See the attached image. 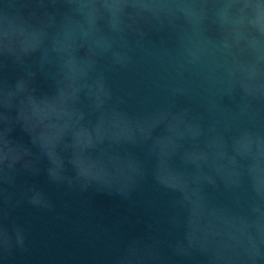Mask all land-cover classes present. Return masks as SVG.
<instances>
[{"label":"water","instance_id":"95a60500","mask_svg":"<svg viewBox=\"0 0 264 264\" xmlns=\"http://www.w3.org/2000/svg\"><path fill=\"white\" fill-rule=\"evenodd\" d=\"M214 8L207 41L221 35ZM69 17L65 0H0V33L34 32L45 47ZM129 25L133 62L102 58L111 100L101 113L84 96L81 121L58 97L55 54L26 66L0 57V89L35 73L29 107L8 112L9 134L0 124V187L14 194L0 264H264V60L241 41L188 64L195 38L182 18L145 13ZM77 171L89 179L73 187L50 178Z\"/></svg>","mask_w":264,"mask_h":264},{"label":"clouds","instance_id":"9594fccd","mask_svg":"<svg viewBox=\"0 0 264 264\" xmlns=\"http://www.w3.org/2000/svg\"><path fill=\"white\" fill-rule=\"evenodd\" d=\"M215 3L213 16L221 35L215 41L202 38V29L209 12V3ZM71 9V14L78 17L71 19L61 29L59 34L51 36L50 46H43L36 34L24 30L6 27L0 33V57L5 61L9 58L14 63L26 66L31 55L39 53L41 60H51L53 54L56 59L51 60L57 67L56 75L58 97L71 100L79 121L85 119V113L79 105L84 96L96 112L103 113L106 103L111 100V92L107 86V70H102L100 61L111 53L113 66L127 67L133 62V48L128 42L129 20L145 13L153 15L165 14L183 19L191 30L194 44L184 46V57L188 64H198L209 52L231 51L238 47L241 41H246L247 47L256 53L258 60H264V44L259 36H264V4L258 0H65ZM255 9L253 20L248 18V10ZM250 25L259 36L249 37L244 27ZM143 36V32L139 33ZM139 43V42H137ZM119 45L122 51H114ZM6 68L7 63L0 64ZM227 75L232 76V68L226 69ZM35 73L26 70L14 89H0V106L6 111L0 112V124L3 134L11 132L8 126V112L12 109L25 108L27 96L33 94L28 87ZM78 121V122H79ZM57 183H66L73 187L83 179H89L77 171L74 178L67 177ZM7 184L8 181L5 180ZM87 187V185H81ZM14 194L7 187H0V199L4 207H0V215L7 217L12 205ZM20 201H17V204ZM9 206V207H6ZM23 229L17 231V243L23 247L25 236L20 235Z\"/></svg>","mask_w":264,"mask_h":264}]
</instances>
